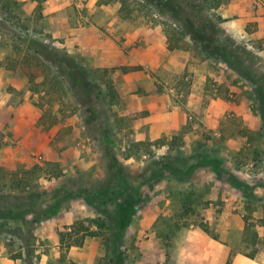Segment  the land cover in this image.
I'll return each instance as SVG.
<instances>
[{"label":"rangeland","instance_id":"obj_1","mask_svg":"<svg viewBox=\"0 0 264 264\" xmlns=\"http://www.w3.org/2000/svg\"><path fill=\"white\" fill-rule=\"evenodd\" d=\"M162 8L0 0V264H264V0H210L209 51Z\"/></svg>","mask_w":264,"mask_h":264},{"label":"trees","instance_id":"obj_2","mask_svg":"<svg viewBox=\"0 0 264 264\" xmlns=\"http://www.w3.org/2000/svg\"><path fill=\"white\" fill-rule=\"evenodd\" d=\"M213 1H217V0H213ZM209 2L210 0H159V4L163 7L162 8L163 11L171 13L174 17L182 18V25L184 30L186 31V34L190 35L192 38H195L196 35H199V38L197 37L196 38L203 45L204 51L210 50L209 48L210 37L205 33L204 30L215 29L214 22L208 19L205 20L203 15V12L208 8ZM216 5H218V3H216ZM185 7H187L189 10V15L186 13L187 16H184L183 15L184 12H182V9L184 10ZM214 48L211 53H216L219 55H221L222 51L224 52L226 50V49H221L219 46H214ZM170 169L172 170V172H176V170L172 168ZM132 195L135 196V193H132ZM71 196L77 198L84 197V200L88 203L95 202L96 200L101 201L96 196H92L88 190H84L83 192H80L78 195L72 194ZM102 203L103 205H106L107 204L106 199H102ZM59 205L60 202L58 201L56 204L50 207L49 210H47L49 214L45 216L46 219H49L57 214V208L59 207ZM41 213H46V211H43ZM118 218L120 220L119 222L123 220L120 214L117 215L116 220ZM263 226H264V220H263ZM64 260L66 259L64 258Z\"/></svg>","mask_w":264,"mask_h":264},{"label":"crops","instance_id":"obj_3","mask_svg":"<svg viewBox=\"0 0 264 264\" xmlns=\"http://www.w3.org/2000/svg\"><path fill=\"white\" fill-rule=\"evenodd\" d=\"M149 41H151V42L150 43L147 42L148 45H147V48L145 49V51H146L145 54L148 57V59H146V61H144L145 54H143L144 57L141 58V60L136 55L131 60H127V58L124 57L123 58L125 60L124 62H121V61L117 62L116 60L111 59L109 54H107L106 58L104 59L105 60L104 65H106L108 67H112V66H115V65H129L132 62V64H134V65H139V63H140L142 65H146V67L155 66L156 64L154 63V61L156 59L155 55H156V51H157L156 47H155V43H154L155 41H153V38H150ZM138 51H144V50H142V48H140ZM127 62H129V64ZM138 75L140 77H148V78H150L149 75H146L143 72H139ZM122 91H123V88L120 90V92H122ZM128 91L132 92L133 89L132 88H128ZM130 95H131L132 99H134V97H138V96L132 95V93ZM142 99L145 102L143 103V106L141 108L138 107L137 110H142L143 111L144 109H151V111L154 113L155 112L154 108H153V106H151V104L155 105L154 104L155 101L153 100V97H151L149 99H146V97H142ZM151 115H153V114H151ZM151 124H153V122ZM204 241H206V239H204ZM187 257L188 258L185 259V262L182 263V264H198L195 260H199V264H214V249L210 250L208 252H205L204 249L202 247H200L196 252H194L193 255H191V253H188ZM229 257H230L229 248L227 246H225V245H222L220 247L219 255H217V257H216L217 258V263L218 264H225V262L228 261ZM244 259H246V258H244ZM246 260L247 261H251V260H248V259H246ZM235 261H236L235 264H237V261L241 262L242 260H241L240 257H238L237 260H235ZM244 263L248 264L246 262H244Z\"/></svg>","mask_w":264,"mask_h":264}]
</instances>
